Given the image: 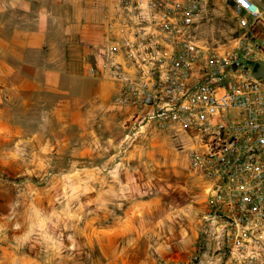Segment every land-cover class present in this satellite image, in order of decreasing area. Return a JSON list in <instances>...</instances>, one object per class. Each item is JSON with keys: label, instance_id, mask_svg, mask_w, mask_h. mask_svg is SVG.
Segmentation results:
<instances>
[{"label": "crops", "instance_id": "obj_1", "mask_svg": "<svg viewBox=\"0 0 264 264\" xmlns=\"http://www.w3.org/2000/svg\"><path fill=\"white\" fill-rule=\"evenodd\" d=\"M106 6L0 0V264H189L200 243L214 253L192 138L141 126L113 99Z\"/></svg>", "mask_w": 264, "mask_h": 264}, {"label": "built area", "instance_id": "obj_2", "mask_svg": "<svg viewBox=\"0 0 264 264\" xmlns=\"http://www.w3.org/2000/svg\"><path fill=\"white\" fill-rule=\"evenodd\" d=\"M212 0H107L106 71L132 121L187 133L189 170L208 183V264H264V0L230 3L240 29L221 50L192 34ZM216 262H214V261Z\"/></svg>", "mask_w": 264, "mask_h": 264}, {"label": "rangeland", "instance_id": "obj_3", "mask_svg": "<svg viewBox=\"0 0 264 264\" xmlns=\"http://www.w3.org/2000/svg\"><path fill=\"white\" fill-rule=\"evenodd\" d=\"M239 31L240 29L236 19L230 9V3L227 1L212 0L205 14L194 26L192 34L202 45L221 50L232 44L233 40L239 34ZM180 146L182 147L183 145H179L178 148H181ZM93 162L89 166H92ZM25 164L26 161H17L13 166H26ZM5 169L10 170L9 167L0 164V176L3 178L6 177ZM26 177L31 178L30 180L33 182L40 179L39 177ZM208 251L207 245L200 243L197 253L192 257V261L189 264H208L212 259L215 260Z\"/></svg>", "mask_w": 264, "mask_h": 264}, {"label": "water", "instance_id": "obj_4", "mask_svg": "<svg viewBox=\"0 0 264 264\" xmlns=\"http://www.w3.org/2000/svg\"><path fill=\"white\" fill-rule=\"evenodd\" d=\"M254 75L257 78L264 79V63H258V66H257L256 70L254 71Z\"/></svg>", "mask_w": 264, "mask_h": 264}]
</instances>
